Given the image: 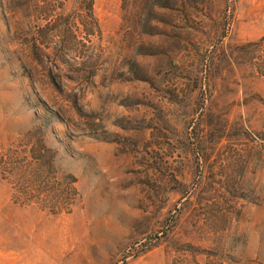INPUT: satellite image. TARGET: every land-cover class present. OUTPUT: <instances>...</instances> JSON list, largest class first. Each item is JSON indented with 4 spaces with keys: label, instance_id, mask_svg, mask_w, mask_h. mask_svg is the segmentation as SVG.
Masks as SVG:
<instances>
[{
    "label": "rangeland",
    "instance_id": "rangeland-1",
    "mask_svg": "<svg viewBox=\"0 0 264 264\" xmlns=\"http://www.w3.org/2000/svg\"><path fill=\"white\" fill-rule=\"evenodd\" d=\"M0 0V264H264V0Z\"/></svg>",
    "mask_w": 264,
    "mask_h": 264
},
{
    "label": "trees",
    "instance_id": "trees-1",
    "mask_svg": "<svg viewBox=\"0 0 264 264\" xmlns=\"http://www.w3.org/2000/svg\"><path fill=\"white\" fill-rule=\"evenodd\" d=\"M84 3L87 6V9L89 12L88 14L89 19H91V21L94 22L95 20V15H94V10H93L94 0H84Z\"/></svg>",
    "mask_w": 264,
    "mask_h": 264
}]
</instances>
